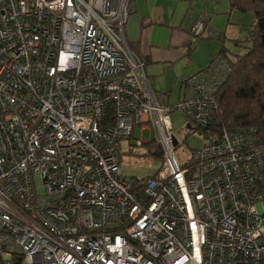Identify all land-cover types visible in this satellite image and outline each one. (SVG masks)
Masks as SVG:
<instances>
[{
	"label": "built area",
	"instance_id": "1",
	"mask_svg": "<svg viewBox=\"0 0 264 264\" xmlns=\"http://www.w3.org/2000/svg\"><path fill=\"white\" fill-rule=\"evenodd\" d=\"M130 3L0 0V264H264V146L209 131L177 159L171 108L127 44ZM225 65L175 105L196 127ZM148 123L161 164L127 179L121 142Z\"/></svg>",
	"mask_w": 264,
	"mask_h": 264
},
{
	"label": "rangeland",
	"instance_id": "2",
	"mask_svg": "<svg viewBox=\"0 0 264 264\" xmlns=\"http://www.w3.org/2000/svg\"><path fill=\"white\" fill-rule=\"evenodd\" d=\"M159 4L166 6L168 12L172 13V17L177 15L178 20L182 19L184 28L194 25L197 22L195 19L198 18L206 21L207 29L202 38L193 37L189 33L183 34L186 43L179 49V58L170 68L166 69L164 74L162 65H159L160 68L157 67L161 74L157 72L158 82L155 83V89L154 86H151L150 65L144 66L146 78L153 91L165 92L164 89L167 91L173 89L174 82L179 76H185L191 72L193 74L205 68L221 50L232 54L242 53V45L247 43L246 39L255 23L253 11L232 8L229 0H159ZM164 12L167 14V11L164 10ZM235 40L240 41L238 45ZM190 44L193 49L189 56H184V52ZM177 88L178 84L170 94V105L177 104ZM170 119L174 136L179 143L175 148V155L180 162H184L191 156L194 149L201 146L204 134L195 129L192 132L188 131L189 129L186 127L188 120L179 108L170 112ZM192 127L194 128L193 125ZM155 137L156 131L153 125L148 123L146 129L141 132L138 128L133 130L131 141L124 139L121 142V173L124 177L140 179L155 174L161 164V157L158 155V141ZM136 139H140L143 144L134 145ZM259 207L264 209V201Z\"/></svg>",
	"mask_w": 264,
	"mask_h": 264
},
{
	"label": "trees",
	"instance_id": "3",
	"mask_svg": "<svg viewBox=\"0 0 264 264\" xmlns=\"http://www.w3.org/2000/svg\"><path fill=\"white\" fill-rule=\"evenodd\" d=\"M234 8L240 10L250 9L254 13L255 23L251 27L247 43L242 45V53H227L221 50L210 63L203 69L182 79L183 90L177 102L182 100L188 90L187 82L192 76L203 71L211 70L220 60L225 61L226 72L224 80L213 93L214 107L211 112L212 123L209 127H196L190 122L189 132L195 130L207 135L209 131L219 133L223 129L236 131L252 129L258 145L264 146V1L262 0H229ZM203 31L196 37L202 38L207 25L203 24ZM193 27V26H192ZM192 35V28L189 31ZM240 41L235 40L236 45ZM129 49L146 65L137 51L138 43L128 42ZM193 46L190 44L185 51L189 56ZM220 59V60H219ZM209 82V80H208ZM165 97L164 101L174 110L175 105L169 104L167 93H160ZM194 126V128L192 127ZM264 173V171H262ZM147 176L141 180L150 178Z\"/></svg>",
	"mask_w": 264,
	"mask_h": 264
},
{
	"label": "crops",
	"instance_id": "4",
	"mask_svg": "<svg viewBox=\"0 0 264 264\" xmlns=\"http://www.w3.org/2000/svg\"><path fill=\"white\" fill-rule=\"evenodd\" d=\"M163 9L167 11V14ZM198 20L207 25L205 20H200L198 18L195 19V22ZM182 21V19L178 20L177 15L172 17V13L168 12L166 6L159 4V0H131L130 12L126 18L124 26L126 40L128 38V42L138 43L136 47L137 51H139V56H141L146 62V65H150L149 76L152 79H150L152 82L151 86H154V89L156 88L155 83L158 82L156 76L161 74L157 70V67L160 68L159 65H162V68H164L162 72L164 74L166 69L170 68V66L175 63V60L179 58V49L185 46L186 38L183 36V34H188L193 24L187 28H184ZM161 35L165 36L163 37ZM190 75H192V72L185 76H179L175 80V85L173 87L175 88V86L178 84V92L176 97L177 100L179 99L183 90L182 79H185ZM146 81L148 83L147 78ZM148 86L150 87L149 83ZM173 89L168 91L167 89H164L166 90L165 92L160 90L153 91L152 89L151 91L155 94H159V92L167 93L169 99Z\"/></svg>",
	"mask_w": 264,
	"mask_h": 264
},
{
	"label": "water",
	"instance_id": "5",
	"mask_svg": "<svg viewBox=\"0 0 264 264\" xmlns=\"http://www.w3.org/2000/svg\"><path fill=\"white\" fill-rule=\"evenodd\" d=\"M187 129H189V124L186 125ZM174 144H176V140H174Z\"/></svg>",
	"mask_w": 264,
	"mask_h": 264
}]
</instances>
